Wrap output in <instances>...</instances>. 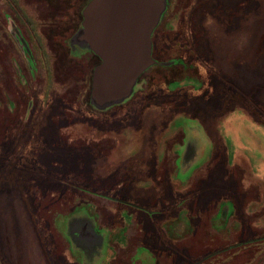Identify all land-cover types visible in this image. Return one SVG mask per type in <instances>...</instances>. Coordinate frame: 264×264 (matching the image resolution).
<instances>
[{"label":"rangeland","instance_id":"1","mask_svg":"<svg viewBox=\"0 0 264 264\" xmlns=\"http://www.w3.org/2000/svg\"><path fill=\"white\" fill-rule=\"evenodd\" d=\"M178 1L186 10L167 25L174 30L162 35V24L154 30L158 32L155 45L171 52L159 61L152 57L158 64L149 67L145 71H149L146 77L138 79L132 95L116 105L121 106L116 110L125 108L129 117L132 110L136 111L135 117L139 118L140 126L131 123L123 128L117 126L119 133L110 130L107 133L105 129L103 139L97 128L100 127L98 118L93 115L79 116L74 112L88 109L84 97L94 61L92 52L85 50L89 55L79 54L78 57L69 55L71 49L80 47L71 41L69 44L66 42L74 33L70 23L66 21L62 25L60 21L58 23L62 26L58 27L48 24L50 17L56 16L54 21L57 22L71 18L75 13L79 20L81 0H0V18L7 16L11 42L10 46L2 43L4 36L0 29V264H41L34 257V249L37 248L35 232L42 242L48 243V238L55 237L57 248H63L60 237L54 231L53 221L57 215L84 204L82 201L90 202L89 198L81 195L94 191L83 188V173L93 169L100 176L116 175L120 166V172L131 174L128 177L132 181H127L126 186L130 191L139 192L144 181L133 180V176L150 174V165L158 170V175L171 162L169 158L165 165L159 166L146 147L147 143L152 141L155 147H159L166 137L171 136L169 140L174 145L184 142L186 134V146L189 144L190 150L197 155L200 152L198 146L205 147L204 143L201 144L205 139L194 128L205 133L204 138L213 148L206 159L204 151H201L199 156L204 160L200 163L203 164L200 166L196 159L197 164L190 170H194L195 181L206 182L204 187L200 185L198 188L202 196L197 211L203 210L204 215L201 213L199 216L206 219L210 217L212 206L218 202L221 209V221L218 223L223 226L229 202L228 178L236 171L232 172L235 168L230 161L218 166L221 156L216 155L214 147L225 144L230 148L231 143H243L247 132L251 134L248 135L252 136L251 139L256 137L258 142H264V0ZM57 4H61L60 8ZM155 32L151 36L152 49ZM175 63L178 67L171 71ZM159 70L167 73H160ZM165 76L166 83H163ZM149 79L159 84L157 87L161 90H154L161 92L157 94H163L165 85L166 89H173L175 96L166 98L163 103L149 98L133 100L139 98L136 96L139 90L146 94L154 89L152 84L149 88ZM74 93H78L76 100V97L71 99ZM129 102L132 107L126 108ZM111 112L115 114L114 110H108L107 114ZM119 114L117 118H123ZM149 115L151 119H146ZM83 117L97 127L81 123L79 118L83 121ZM170 120L167 131L163 133L159 126ZM147 122L155 129H150ZM90 129L91 133L85 136L84 131ZM116 140L119 147L113 146ZM68 141L73 147L71 151L78 156L92 154L96 163L73 164L70 167L76 173L75 177L67 171V166L55 164V159L51 158L52 153L61 151L51 149L50 145ZM126 143L135 146L133 154L128 157L122 153L126 152L122 147ZM260 143L262 146L255 144L257 149L248 153L253 163L248 168L257 174L250 172L247 179L252 180V185L263 188L264 192V166L258 163L260 160L264 163V143ZM228 152V160L234 157L237 167L249 165L250 157L247 160L245 148ZM78 156L75 159L72 157V162L81 159ZM60 159L61 163L67 160L63 155ZM86 159L81 160L87 163ZM204 161L211 164L205 165ZM220 167L230 172H224ZM183 170L179 171L181 175L186 173ZM179 172L176 174L171 169L169 189L178 188L172 174L179 176ZM224 174L225 177L228 175L227 178ZM217 175L220 179H215ZM50 180L60 187H68L70 192L60 195L50 191L51 187L43 186ZM154 184L149 191H163L165 188L163 182ZM250 197H253L252 193ZM251 201L255 209L260 210L259 217L249 221L253 228H257L264 223V196L260 194L259 200ZM90 204L88 208L92 209L97 202ZM258 219L263 220L261 224L256 222ZM76 223L81 227L84 225L83 220ZM200 227L197 233L195 230L188 231V245L193 254L200 257L198 261L190 259L188 264H264V229L256 233L253 230L252 236L261 238H253L244 246L231 244L234 237L230 228L225 232L218 230V237L213 238L208 226ZM241 236L245 237L246 233ZM46 246L51 248L49 244Z\"/></svg>","mask_w":264,"mask_h":264},{"label":"crops","instance_id":"2","mask_svg":"<svg viewBox=\"0 0 264 264\" xmlns=\"http://www.w3.org/2000/svg\"><path fill=\"white\" fill-rule=\"evenodd\" d=\"M90 1L91 0H89L88 3ZM81 24L79 25L78 29L80 28ZM160 24L161 21L155 28L156 30L158 27H160ZM165 50L164 48L160 49L157 47V45H155L152 49L153 59L159 61L164 55H167L168 52H171L170 50ZM174 65L171 67V71L178 67V63H175ZM190 66H192V64H190ZM159 72L163 74L167 73L160 70ZM150 80L151 79H149L148 82H151ZM74 83L76 84V81H74ZM150 86L151 85H149V88ZM152 86H154V89H150L146 94H142L139 90L136 94V96L139 98H133V100L138 101L143 98H149L151 101L163 103L166 102V98L175 96L171 87H169V89L165 88L163 94H157L161 92L156 93L154 90L158 89L160 91L159 87H157L155 84ZM77 94L78 93H74L73 96H71V99L73 100V97H76L74 100L78 99ZM171 100L174 99H168V101ZM129 104L130 102L126 104V108L129 106L132 107V105ZM240 105H246V103H240ZM114 111L115 114L114 112H111L112 114H107L108 112L99 114L88 109L74 110V112L79 116L93 115L96 119L98 118L100 120V125L98 126L100 127L95 125L93 126L90 122L86 121L85 117H83V121L80 118L79 120L84 125L97 127L103 134V139L106 136L105 129L107 130V133H109V130L119 133L120 130L116 129L117 126L123 128L129 126L128 124L130 123L133 126H140L141 123L139 118L135 117L137 113L136 111L132 110L130 117L128 116V111L125 108H123V110ZM85 112L87 115L84 114ZM119 113H121V117L123 118H117L120 117ZM114 117L117 119L110 120V118L113 119ZM146 119H151V116H146ZM170 122L171 120L168 123L165 121L162 126H159L163 133L167 131L169 127L168 124ZM146 124H149L148 127L150 129H155L154 125H151L148 122ZM195 124L199 127L198 123ZM107 126L109 127L107 128ZM194 129L196 132H201L202 139H205L201 142V144L204 143L205 147H198L200 152L204 151L206 155L204 159H206L208 156H210L211 150L213 148L210 147V144L207 142V138H204L205 133L201 129ZM84 133L85 136L87 133L90 134L91 129L90 131L85 130ZM248 135L251 134L247 132V136L243 138V143H231L232 145L230 148L225 146V144L214 147V149L216 148V155L221 156V161H219L218 166L222 164L225 165L226 161H230L233 168H235V170L231 171H236V174L234 173L233 175L229 176V180L227 179L229 181L227 189L229 202L227 204V217L222 220L223 226L219 225L218 223L221 221V209L218 205V202L212 206L210 217H207L206 219L205 217L199 216L201 213L204 215L203 210L197 211L199 208L197 205H199L201 201L200 197L202 196L200 195L201 193L198 191V188H200V185L201 187H204L206 182L201 180L195 181L196 177L193 173L194 170L192 172H190V170L193 169L197 164H195L196 159L199 161L200 166L203 164V162L200 163L202 160H204L199 156L200 152L196 155L194 152H192V150H190L189 144L186 146V134L183 139L184 142H177L174 143V145L170 143V136L166 137L164 143H160L159 147H155L152 141L147 143L148 146L146 147L150 149L152 152L151 155H153L157 160L159 166L165 165L169 158L171 159V162H169L167 167L163 166L165 167V170L161 169V173L159 172L158 175L156 173L158 170L151 168L150 165V171H148L150 174H140L136 178L133 176V180L144 181V183L141 185L142 189L139 192L135 193L134 191H130V189L126 186V182L131 180L128 175L131 174L120 172V166L117 167V172H115L116 175L110 174L107 176H100L96 173L97 171H93V169L83 173V188L85 190L87 187L92 188L94 191H87L86 194L81 193V195L86 196L85 198H89L90 202L86 203L82 201L84 204L75 206L67 213L59 214L55 217L53 221V228L56 235L60 237L63 243L62 249L57 248L55 237L48 238V243H46L44 241L42 242L35 232L37 241V248L36 250L34 249L35 259L41 264H188L189 261H198L200 258L199 256L193 254L190 245H188V231L195 230L197 233V229L201 228L200 226L202 225L206 227L208 226L209 234L213 238L218 237V230L220 231L222 229L223 232H225L227 228H230L229 230L234 237V241L231 243L232 245L245 246L250 243L253 238H261L260 236H252L251 232L254 230L256 233V231L264 229V223L261 224L263 220L258 219L256 221L257 223L261 224L258 225L257 228H253V225H250L249 221L255 220V217L258 218L260 212V210L258 211L255 209L251 200L256 198L259 200L260 194L263 197L264 192L262 191L263 188L252 185V180L247 178L249 177L248 174L250 172H252L253 175L257 174L250 169V167L253 166V163L251 159L252 157L248 155V153L257 149L255 144L262 146L260 142H264H258L256 137L251 139L252 136L249 137ZM166 140H169L168 143ZM68 142L61 143L60 145L53 142L50 145L51 149L56 150L58 148V150L61 151L54 152L51 155V158L55 159L53 160L55 164L58 163L59 165L67 166V171H71V173H73L74 170H72L70 167L73 164L82 163L83 165H88L95 163L94 159L92 160V154L87 155L84 153L85 155L78 156L75 154V151L70 150L73 147L70 144L71 142ZM100 142L103 144V140H100ZM126 144L122 146L126 152L122 153H125L128 157L129 155L133 154L135 146ZM116 145L119 147L118 140H116V144H114L113 141V146ZM237 148H245L247 160H249L248 157H250L249 165L243 167L244 170H242L243 168L236 166L235 159L233 157L234 153L232 156L233 159L228 160L227 152L232 149L236 150ZM157 149L158 151H156ZM161 150H163V152ZM61 155L65 156V159H67L64 160L63 163L59 162L61 161ZM76 156H78V158L81 157V159L88 158L86 159L88 162L83 163L81 159H77V161L72 162V159H75ZM106 157L108 156L106 155ZM258 163L259 166H264L262 160H260ZM210 164L211 163L207 161L205 162V165L209 166ZM248 166L250 167L248 168ZM205 167L207 166H204L203 168ZM220 168L225 170L224 167ZM171 169L173 172H176V174L181 171V169L186 171V173H182L184 175H181V172H179V176L172 174L174 181L179 188H177L178 190L168 188V177L171 176ZM226 171L228 173L230 172L228 170H225L224 172ZM262 172H264L263 169ZM73 174L75 177L76 173ZM227 176L225 177L224 174L225 178H227ZM217 177L220 179L218 175L215 176V179ZM187 180L189 181L188 185ZM246 180L247 184L245 183ZM152 182H163L165 188L162 189L163 191L159 190L156 192H151L149 190H151V187L155 185ZM193 185L195 186L194 188ZM43 186L51 187L49 188L50 191H55L60 195H65L70 192L68 187H60L59 184L54 180H50L48 184H44ZM189 189L194 191L190 192ZM75 193L74 195L77 194ZM251 193L253 194V197H250ZM188 197H190V199H188ZM93 201L97 202V205L94 206V208L89 209L88 206L91 205L90 203ZM81 220L84 221L83 227L76 223ZM31 224L33 229H35V225L33 223ZM137 228L139 231H136ZM245 233V237L241 236V234ZM47 244H49L51 248H46ZM4 253H6V250H4Z\"/></svg>","mask_w":264,"mask_h":264},{"label":"water","instance_id":"3","mask_svg":"<svg viewBox=\"0 0 264 264\" xmlns=\"http://www.w3.org/2000/svg\"><path fill=\"white\" fill-rule=\"evenodd\" d=\"M166 0H91L82 12L72 44L101 60L93 71L90 103L105 111L130 97L152 65L151 36L166 11Z\"/></svg>","mask_w":264,"mask_h":264},{"label":"flooded vegetation","instance_id":"4","mask_svg":"<svg viewBox=\"0 0 264 264\" xmlns=\"http://www.w3.org/2000/svg\"><path fill=\"white\" fill-rule=\"evenodd\" d=\"M88 1L89 0H81V10H80V12H79V20H77V18H76V16H75V14L74 15H72L71 16V18H69V17H67L66 19H63V20H58L57 22H55L54 21V19H57L56 18V16L54 17H50L48 20H49V22H48V24L50 23V26H52L53 27V25L55 26V27H58V25H60V26H62L63 24H64V22H66V21H68L69 23H70V27H71V31H73L74 33L73 34H71V36H69L68 38H67V40H66V42L69 44L70 43V41L72 40V38H73V36H74V34H75V32L77 31V29H78V27H79V25H80V19H81V14H82V10H83V8L85 7V5L88 3ZM59 2V1H58ZM178 0H176V1H174V0H167V8H166V11H165V13L163 14V16H162V20H161V24H162V30H161V32L160 33H163L162 35H164V34H170L174 29H170L168 26H169V24H171L172 23V20H174L175 18H176V16L177 15H179V14H181L182 13V11H184V10H186V7L185 6H183V7H181L180 6V4H178ZM181 3H183V1L181 2ZM58 6L57 7H59L60 8V5L61 4H57ZM6 15H4L3 16V18H0V29L2 30V34H3V36H4V39H3V41H2V43L3 44H6V43H8V45L10 46V36H9V34H10V25H7V23H9V21H8V19H6ZM169 17V18H168ZM168 18V19H167ZM52 21V22H51ZM60 21H62V22H60ZM58 22H60L61 24H59ZM10 23H11V21H10ZM53 23V24H52ZM168 25V26H167ZM161 26V25H160ZM60 29H57V31H59ZM60 32V31H59ZM155 32V31H154ZM158 34V32H155L154 33V44H153V47L155 46V42H156V40H155V37H156V35ZM157 45V44H156ZM90 52V51H89ZM89 52H85V50L84 49H81L80 47H77V48H75L74 50H70V52L68 53L69 55L71 54L73 57H78V55L80 54V55H89ZM94 54V53H93ZM95 55V54H94ZM95 57L96 58H98L96 55H95ZM94 57V59H95V66L97 65V64H99V63H97L96 61H97V59ZM93 64H94V61H93ZM94 66V67H95ZM82 83H84V84H86V82L84 81H81Z\"/></svg>","mask_w":264,"mask_h":264},{"label":"trees","instance_id":"5","mask_svg":"<svg viewBox=\"0 0 264 264\" xmlns=\"http://www.w3.org/2000/svg\"><path fill=\"white\" fill-rule=\"evenodd\" d=\"M86 6V5H85ZM84 9V8H83ZM81 21H80V24H81V22H82V14H81V19H80ZM92 57H93V59H94V57H95V55L92 53ZM96 58V57H95ZM97 59V63H99L100 62V59L99 58H96ZM94 66H95V59H94V64L92 65V67H91V76H90V81H91V78H92V74H93V70H94ZM148 72L149 71H147V72H145L143 75H142V79L143 78H145L146 77V75L148 74ZM166 77V76H165ZM166 79H167V77L165 78V81L163 82V83H166ZM89 81V87L87 88V92L85 93V97H84V99H85V102H86V106H87V108L89 109V110H91L92 112H94V113H99V114H104V112L105 113H107L108 112V110L110 111V110H116L117 108H119V107H121V106H114V107H112V108H109V109H107V110H105V111H103V112H99V111H97L92 105H91V103H90V88H91V82ZM151 82H148L149 83V85H153L154 83H152V81H154V80H150ZM168 83L170 82V81H167ZM156 85V84H155ZM159 85V84H158ZM157 85V86H158ZM160 88V87H159ZM164 88H165V85H164ZM164 88L162 89L163 91H164ZM161 90V89H160Z\"/></svg>","mask_w":264,"mask_h":264}]
</instances>
